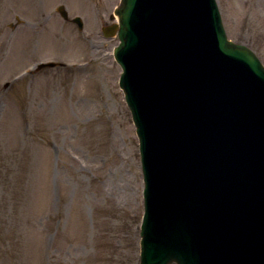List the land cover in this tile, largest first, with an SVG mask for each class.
Instances as JSON below:
<instances>
[{
    "label": "rangeland",
    "instance_id": "obj_1",
    "mask_svg": "<svg viewBox=\"0 0 264 264\" xmlns=\"http://www.w3.org/2000/svg\"><path fill=\"white\" fill-rule=\"evenodd\" d=\"M216 2L264 65V0ZM118 3L0 0V264H139L138 141L101 32Z\"/></svg>",
    "mask_w": 264,
    "mask_h": 264
},
{
    "label": "water",
    "instance_id": "obj_2",
    "mask_svg": "<svg viewBox=\"0 0 264 264\" xmlns=\"http://www.w3.org/2000/svg\"><path fill=\"white\" fill-rule=\"evenodd\" d=\"M116 14L119 25L104 32H118L121 86L140 141V264H264V70L226 39L213 0H121ZM168 82L174 90L162 88ZM190 93L194 102L184 103ZM156 95L187 113L168 108L150 121L143 98L156 104ZM172 157L185 174L176 162L166 170ZM183 184L187 205L173 191Z\"/></svg>",
    "mask_w": 264,
    "mask_h": 264
},
{
    "label": "bare ground",
    "instance_id": "obj_3",
    "mask_svg": "<svg viewBox=\"0 0 264 264\" xmlns=\"http://www.w3.org/2000/svg\"><path fill=\"white\" fill-rule=\"evenodd\" d=\"M115 18H116V20H117V16L115 15Z\"/></svg>",
    "mask_w": 264,
    "mask_h": 264
}]
</instances>
